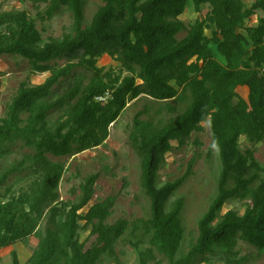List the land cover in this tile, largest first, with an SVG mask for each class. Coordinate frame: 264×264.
Wrapping results in <instances>:
<instances>
[{
    "label": "trees",
    "instance_id": "trees-1",
    "mask_svg": "<svg viewBox=\"0 0 264 264\" xmlns=\"http://www.w3.org/2000/svg\"><path fill=\"white\" fill-rule=\"evenodd\" d=\"M29 1L49 5L40 15L43 20L69 13L73 25L62 38L45 41L26 11L0 10V57H21L34 73H50L43 84L23 82L0 120V161L18 149L33 151L0 174V188L28 169L41 175L29 192L0 193V249L37 237L29 264H99L103 257L116 258V245L125 236L139 264H206L218 255L227 264H243L247 258H239V242L263 252L264 167L253 150H242L240 140L245 136L264 144V17L247 26L258 11L264 13V0L251 6L245 0H104L89 25V0ZM190 6L199 17L187 26L180 17ZM206 6L210 10L203 15ZM105 55L120 64L119 72L98 66ZM245 87L248 99L238 92ZM142 97L155 102L157 111L147 106L137 113L130 139L141 160L140 185L150 210L142 218L110 225L114 196L83 212L100 174L85 179L76 202L61 200L66 164L49 156L72 158L102 146L128 105ZM206 122L221 173L217 193L199 221V236L182 254L185 199L170 202L197 159L175 182L160 185L159 174L173 143L185 146ZM233 201H247L244 214L222 215ZM46 217L48 228L42 232ZM82 231L89 232L83 242ZM13 264H20L17 253Z\"/></svg>",
    "mask_w": 264,
    "mask_h": 264
},
{
    "label": "rangeland",
    "instance_id": "rangeland-1",
    "mask_svg": "<svg viewBox=\"0 0 264 264\" xmlns=\"http://www.w3.org/2000/svg\"><path fill=\"white\" fill-rule=\"evenodd\" d=\"M247 6H251L254 0H245ZM104 0H89L85 8V24L89 25L98 10L104 6ZM48 4L34 5L29 0H0L1 11H26L29 16L36 21L37 27L42 31L43 38L48 41L50 38L59 39L64 34L72 31L73 21L69 13H63L52 19L43 20L40 15L44 14ZM210 8H203L205 15ZM199 14L193 6H190L186 13L181 16V20L187 26L193 24ZM264 17V13L258 11L248 22L247 26L258 24L259 18ZM211 32H208L210 35ZM187 32L181 33L178 38L183 39ZM217 58L224 62V59L217 54ZM65 61H60L59 65H64ZM99 67L105 68L106 72L114 69L120 71V64L108 55L99 60ZM126 74H124L125 76ZM50 73H34L29 62L21 57L2 56L0 57V120L7 116L8 107L17 95L20 85L27 82L30 86L43 84ZM240 96L248 99L249 89L239 88ZM152 107L155 114L157 106L151 99L142 97L128 105L118 122L111 126L109 139L100 147L88 150L75 157L55 158L49 156L52 161L66 164V173L60 184L61 200L76 202L81 196V185L85 179L99 173L100 178L95 185V194L88 207L83 212H87L89 207L108 197L117 198L111 217L107 220L110 225L115 224L120 219L134 221L149 213L150 206L147 197L140 185L141 160L135 153L130 135L133 129L134 118L145 107ZM165 116L169 117L167 114ZM143 119H148L143 116ZM174 149L167 154L165 163L159 174V184L164 185L175 182L182 178L192 159L196 158L193 172L187 182L180 188L177 195L171 200L174 202L178 198L185 199V209L182 214L185 226V240L182 246V254H186L199 236V221L208 211L213 198L217 193L218 181L221 173V161L219 150L213 141L211 127L208 122L203 123V131L194 133L185 146H179L174 142ZM243 151L253 150L256 160L264 167V144H253L245 136L240 140ZM26 153H33L30 149H18L11 156L0 161V174L8 169L17 166L24 160ZM28 167L32 164H26ZM41 179L40 174H35L34 170L28 169L20 173L13 174L7 184L0 188V193L5 195H19L29 192L32 184ZM247 208V201H233L226 204L222 210V215L228 211H236L243 215ZM48 228V217H46L40 227V231L45 232ZM89 232L82 231L80 239L85 241ZM95 238L88 243L91 246ZM39 239L32 237L27 243L18 242L7 248L0 249V264H13V253H17L20 264H29L34 250L37 248ZM147 246H143L146 249ZM240 254L239 258H247L243 264H264V251L239 242L236 249ZM116 258L103 257L99 264H139L136 252L130 245V238L125 236L116 245ZM163 259L162 257H160ZM155 264V263H152ZM163 264H169L164 260ZM206 264H227L222 255H218Z\"/></svg>",
    "mask_w": 264,
    "mask_h": 264
}]
</instances>
